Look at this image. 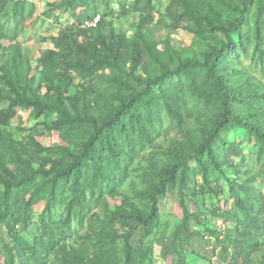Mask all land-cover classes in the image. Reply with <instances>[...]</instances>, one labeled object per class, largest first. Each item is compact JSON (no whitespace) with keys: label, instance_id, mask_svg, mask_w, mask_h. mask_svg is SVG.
<instances>
[{"label":"rangeland","instance_id":"obj_1","mask_svg":"<svg viewBox=\"0 0 264 264\" xmlns=\"http://www.w3.org/2000/svg\"><path fill=\"white\" fill-rule=\"evenodd\" d=\"M17 1L26 16L21 24H18L20 15L15 13ZM61 1L15 0L8 12L0 17L8 30L21 27L14 43L9 40L0 43L5 47L19 44L23 62L31 68L29 81H34L36 88L43 83L38 59L48 50L55 49V39L71 38L70 35L78 33L74 29L79 25L78 17L90 18L80 27L87 31L86 35H75L80 44L86 43L91 29L103 35L113 31L129 41L137 37L139 15L129 11L135 0H78L75 9L55 5ZM193 1L204 5L203 0ZM151 2L153 18L143 32L158 50L166 52L164 65L169 74L162 75L161 65L152 62L148 54L137 66L136 76L157 78L155 84L150 85L153 104L147 107L149 109L140 107L122 116L116 113L123 106L122 98L146 88L144 82L139 83L127 75L130 60L123 73L106 68L80 74L79 69H74L66 72L69 76L63 80H71L70 94L75 92L76 86L88 87L89 114L99 125L111 114H116L115 133L125 128L121 137L115 139L117 155L106 160L105 179L96 180L90 161L80 162L84 143L92 130L90 126H81L75 132L66 130L67 140H61L58 132L46 129L59 118L57 114L38 118L33 109L17 108L16 117L5 127L20 148H27L25 158L35 169L45 165L49 170L53 162L57 164L56 170L45 180L38 176L32 185L14 187V194L25 202L42 188L36 196L37 203L28 208L25 222L17 226L18 236L34 251L26 249L20 256L2 221V264H8L10 251L14 264L35 263L33 254L36 251L42 253L45 264H62L59 246H65L67 251L88 246L90 253H94L100 237L96 233L101 231L116 232V243L110 247L113 250L111 264H125L123 236L129 230L137 260L135 264H264V231L257 237L259 249L250 256L244 254L246 241H237L238 229L244 230L245 216L237 208L231 193V183L246 184V190L238 188V191L248 204L259 210L264 223L263 142L245 128L224 130L221 137L237 144L240 155L233 156L223 148L221 140L213 142L220 168L215 166L201 145L209 138L212 120L219 110L216 104L208 102V95H200V92L210 94L215 90V81L209 71L217 64L230 88L242 90L249 102L237 104V113L264 131V14L260 13L257 0H231L223 21L231 28L230 23L240 16L235 9L238 5L243 10V23L240 29L230 31L228 37L225 32L205 24L203 19L199 24L200 21L185 18L180 21V28L173 29L169 10L180 14L181 8L173 4L174 0ZM122 6L128 12L126 15ZM204 7V15H210L209 9ZM230 38L233 45L227 47ZM11 51L0 49V66L11 59ZM187 59L197 60L200 64L190 70L191 73L178 72L180 63ZM56 71L65 74L66 70L60 64ZM3 86L0 71V88ZM45 91L46 86H41V93ZM167 94L180 100L186 114L182 129L166 109L164 96ZM8 106V101H0V111ZM36 144L47 151L37 153ZM180 153H184L185 158L176 167ZM76 164L81 166L84 175L87 202L83 207L71 209L66 221V205L72 196L73 166ZM11 168L19 177L27 170L20 165H11ZM182 172H185L186 181L180 186ZM161 185L166 186L163 193ZM51 189L56 198L48 216L45 210ZM4 196L5 188L1 184L0 200ZM153 196L157 200V215L150 235H146L139 223L130 228L119 220L112 221L121 209L130 213L135 207L149 214ZM185 210L188 218H185Z\"/></svg>","mask_w":264,"mask_h":264},{"label":"trees","instance_id":"obj_2","mask_svg":"<svg viewBox=\"0 0 264 264\" xmlns=\"http://www.w3.org/2000/svg\"><path fill=\"white\" fill-rule=\"evenodd\" d=\"M76 1L78 0H62L55 5H62L66 8L75 9L77 7ZM230 1L231 0H203L204 5L210 11V15L206 14L205 16L203 10L205 7L204 5L202 6V2H194L193 0H174L173 4L179 6L182 12L180 14H175L169 10V13L172 15L171 27L173 29L180 28V21L185 18L197 22L200 21L199 24L202 23L201 19H203L205 24L214 27L216 30L225 32L226 35L230 37V31L240 29L243 23V10L242 8L240 9L238 5H235V9L239 12L240 16L230 23L231 28L223 21V14L231 7ZM12 2H15V0H0V17L8 12V8ZM257 2L260 13L264 14V0H257ZM15 5V13L20 15L18 24H21L26 16L22 11L20 1L15 2ZM152 9L153 5L151 0H135L131 8H129L130 12L138 13L139 15L137 37L131 41L125 36L115 35L113 31L103 35L99 31L95 32V29H91L88 30L90 36L86 38V43L80 44L77 42L75 35H86L87 31L80 29V27L90 18L78 17L77 20L79 25L78 27H74L75 30H78V33L70 35L71 38H69V36H62V38L55 39V49L48 50L38 59L37 67L38 70L41 71L43 83L37 88L34 86V81H29L31 77V68L26 66L23 62L24 56L20 50L19 44H13L17 39L21 27L18 25L14 29L8 30L0 21V42L4 40L13 42L10 47H5L0 43V49L13 50L11 51V59H8L0 66L1 80L4 83L3 88H0V101L6 100L9 102V106L0 111V185L2 184L5 188V196L0 200V206H2L0 210V223L2 221L6 223L8 233L12 236L13 241L17 245V248H15L18 250L20 256L24 254L26 249L32 252L34 249L30 245L25 244L18 236L17 226L25 222L27 213L29 212L28 208L37 203L36 196L42 188L38 190L36 195H32L31 198L25 202V200L14 194V187L32 185L36 182L38 176H42L45 180L46 177L56 170L55 166L57 163L53 162L52 168L49 170L45 169V165H41L38 169H35L31 162L25 158V155L28 154V152H26L27 148L25 146L20 148L5 127L16 117L17 108L26 110L33 109L38 118L57 114L59 118L54 120L46 129L48 131L58 132L61 140H67L66 130L75 132L79 130L81 126H90L92 130L84 143V151L80 162L81 164L84 163V159L90 161L96 180L101 178L105 179L107 177L104 172L106 160L109 157L117 155L118 151L116 149L115 139L116 137H121L125 128H120V132H117V134L115 133L116 129L113 122L118 118L116 114H111L102 125H99L97 123L98 121L89 114L88 87L83 88L81 85L80 88H78V86H76V89L74 88L75 92L70 94L69 88L72 86L71 80L67 82L63 80L68 75L66 72L74 69H79L80 74L91 73L95 69L104 70L106 68L123 73L127 61L130 60V72L127 73V75L139 83L144 82L146 88L140 91H133L132 94L122 98L123 106L118 109L116 113L122 116V114L127 115L131 113V110L137 111L140 107L149 109V106L153 104V91L150 85L155 84L157 78L153 79L151 76L147 75V77L143 79L139 75L136 76L135 70L137 66L148 54L152 62L161 65L162 75L168 76L169 74V70L164 65V56L166 52L158 50L155 43L147 38L146 34L143 32V29L152 21ZM122 12L125 15L128 13L124 9V6H122ZM232 45L233 41L230 38L227 47H231ZM56 49H58V52ZM60 64L66 70L65 74L57 73L56 70ZM199 64L200 62L197 60L187 59L180 63L177 70L178 72L191 73L189 71L194 70ZM209 73L215 81V90L210 94L200 92V95L201 97L208 95V102L217 105L219 114L214 116L210 136L203 141L201 147L208 152L214 165L220 168L212 144L213 142L216 143L218 140H221L223 148L230 151L233 156H239V146L237 144H231L223 139L221 137V132L224 130L227 131L232 127H240L251 131L263 142L262 152L264 153V131L255 124L249 122L247 117L239 115L236 111L237 104L249 103L243 91L230 88L226 76L217 68V64H215V67L210 68ZM41 86H46L44 94L41 93ZM164 99L166 100V109L172 119H174L180 129L184 128L186 124V114L180 105L179 98L173 94H167L164 96ZM117 123L118 122H116V124ZM36 149L35 151L37 153L47 151V149L43 148L40 144H36ZM177 156V163L175 166L179 167L180 163L184 161L185 155L184 153H180ZM11 165L25 166L27 170L22 177H19L15 170L11 168ZM80 168L81 166H77V164L73 166L74 177L71 188L72 196L66 205V221L69 220L71 209L74 207H83L87 202L84 175L81 174ZM53 179L56 180V176H54ZM169 181L173 180L170 179ZM185 181L186 175L185 172H182L180 186L185 185ZM231 184V193L235 199L237 208L245 216V221L242 223L244 230L241 232V230L237 228L240 236L236 239L238 243H241L242 240L246 241L244 254L247 257L259 249L257 237L263 234L264 223L260 218L259 210H257L253 204H248L246 199H243L238 191V188H244L246 190L247 185L236 182ZM165 187V185L160 186V191L162 193L165 191ZM55 198V192L51 189L45 210L48 216L51 208L54 206ZM152 201L153 206L149 214H145L135 207H133L130 213L121 209L119 213L113 216L112 221L116 222L119 220L124 226L129 225L130 228L133 227V224L136 227V224L139 223L143 225L145 233L148 236L151 234L152 222L157 215V200L155 196L152 197ZM185 218H188L187 210H185ZM49 220L51 221V216ZM130 231L131 230L123 236V238H125V264H135L137 261L135 258V249L131 243ZM96 234L100 235V237L98 238L99 245L94 253H90L88 246L70 248V251H67L65 246H59L58 249L62 254V264H111L113 258V250L111 248H113L112 245H114L117 240L115 237L116 232L101 231ZM9 254L8 264H14L12 252L10 251ZM69 255L71 257H69ZM33 260L35 262L33 264H45L42 253L39 251L33 254ZM0 264L2 263L0 262ZM27 264H30L29 261H27Z\"/></svg>","mask_w":264,"mask_h":264},{"label":"built area","instance_id":"obj_3","mask_svg":"<svg viewBox=\"0 0 264 264\" xmlns=\"http://www.w3.org/2000/svg\"><path fill=\"white\" fill-rule=\"evenodd\" d=\"M93 25H95V24H93Z\"/></svg>","mask_w":264,"mask_h":264}]
</instances>
